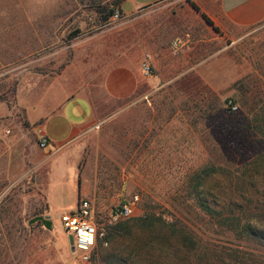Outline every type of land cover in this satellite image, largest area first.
Instances as JSON below:
<instances>
[{
  "label": "rangeland",
  "instance_id": "obj_1",
  "mask_svg": "<svg viewBox=\"0 0 264 264\" xmlns=\"http://www.w3.org/2000/svg\"><path fill=\"white\" fill-rule=\"evenodd\" d=\"M123 1L0 0V264L121 263L102 254L106 240L76 259L61 217L77 207V159L41 157L36 117L73 94L98 121L79 200L106 234L147 213L176 231L122 241L132 264H264V25L225 35L194 0H164L106 26ZM147 54L155 78L141 72L127 101L106 97L108 68L141 71ZM98 150L113 159H89ZM127 202L135 216L114 222Z\"/></svg>",
  "mask_w": 264,
  "mask_h": 264
},
{
  "label": "crops",
  "instance_id": "obj_2",
  "mask_svg": "<svg viewBox=\"0 0 264 264\" xmlns=\"http://www.w3.org/2000/svg\"><path fill=\"white\" fill-rule=\"evenodd\" d=\"M162 1L164 0H125L120 9L122 14L128 16ZM194 2L225 35H229L232 31L248 30L264 25V0H194ZM126 4H129L132 9L129 13L124 11ZM141 76L140 69L132 65L108 68L104 81L106 97L120 102L131 99L142 81ZM72 104H75L74 107H71ZM71 117H74V120ZM36 118L42 121L41 127L48 137V146L42 150V152L48 150V154L43 153L41 157L43 159H77L78 205L81 201L79 197L85 194L84 186H81L79 159H86L87 147L84 139L94 132L98 122L92 102L85 94L68 95L65 101L55 106L50 113H40ZM89 159L113 158L98 150L96 155ZM52 191L49 192L48 202L50 201L49 207L54 210L59 206L54 204L56 197ZM64 200L65 198L62 197L63 202Z\"/></svg>",
  "mask_w": 264,
  "mask_h": 264
},
{
  "label": "built area",
  "instance_id": "obj_3",
  "mask_svg": "<svg viewBox=\"0 0 264 264\" xmlns=\"http://www.w3.org/2000/svg\"><path fill=\"white\" fill-rule=\"evenodd\" d=\"M122 17L121 11H116L107 22L106 26L113 21H117ZM182 45L181 40L173 43V49L177 50ZM141 72L144 78H155L156 71L154 67V59L151 54H147L141 64ZM149 102V98H144ZM237 106H232L233 111H237ZM38 144L41 149L48 146L47 134L41 129L37 135ZM135 216V208L133 203L127 202L121 205L114 212L112 219L118 222ZM61 221L73 239L72 248L76 253V259L81 263H89L93 253L97 249L100 241H105L106 230L101 227L96 216L95 206L89 200H81L76 209L64 213ZM105 245L106 241L104 242Z\"/></svg>",
  "mask_w": 264,
  "mask_h": 264
},
{
  "label": "trees",
  "instance_id": "obj_4",
  "mask_svg": "<svg viewBox=\"0 0 264 264\" xmlns=\"http://www.w3.org/2000/svg\"><path fill=\"white\" fill-rule=\"evenodd\" d=\"M125 1V0H124ZM123 1V2H124ZM122 2V3H123ZM192 7L197 11L201 12L200 8L195 4L192 3ZM121 10V9H120ZM203 19L206 21V23L211 26L214 30L218 31V28L215 26L214 22L204 13H202ZM111 17V16H110ZM109 15L106 16L105 20L106 22L110 18ZM148 215L145 216L144 219H130L128 221H122L112 227H109L108 233L106 235V242L109 244V249L105 250L102 249V254H106V256L111 257L112 259L116 258L120 260V264H132L133 262H136L135 256H137L136 253L132 251H128L127 249L122 245V241H130L135 242V238L139 236V234L143 233V231H154L157 233L165 232L167 235L176 234V231L174 228L171 227L170 223H167L166 221L158 220L156 215H153L152 213H147ZM180 234L182 238L186 236V233H183V230L180 231ZM184 239H186L184 237ZM187 240V239H186ZM128 246V245H126ZM132 250H136L132 248ZM104 251V253H103ZM109 257H106V259H109ZM151 262L146 261V264H150Z\"/></svg>",
  "mask_w": 264,
  "mask_h": 264
},
{
  "label": "water",
  "instance_id": "obj_5",
  "mask_svg": "<svg viewBox=\"0 0 264 264\" xmlns=\"http://www.w3.org/2000/svg\"><path fill=\"white\" fill-rule=\"evenodd\" d=\"M45 224H46V227H47L48 229H51L52 224H51L50 221H46ZM70 244H71V245L73 244V239H72L71 237H70ZM73 251H74V248H72V252H73Z\"/></svg>",
  "mask_w": 264,
  "mask_h": 264
}]
</instances>
